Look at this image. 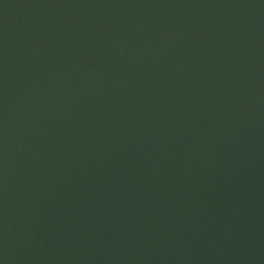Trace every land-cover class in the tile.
Masks as SVG:
<instances>
[{
	"label": "water",
	"instance_id": "water-1",
	"mask_svg": "<svg viewBox=\"0 0 264 264\" xmlns=\"http://www.w3.org/2000/svg\"><path fill=\"white\" fill-rule=\"evenodd\" d=\"M0 264H264V0H0Z\"/></svg>",
	"mask_w": 264,
	"mask_h": 264
}]
</instances>
